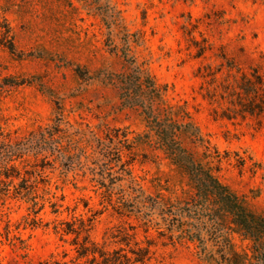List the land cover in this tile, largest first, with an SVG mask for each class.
<instances>
[{"label": "rangeland", "instance_id": "rangeland-1", "mask_svg": "<svg viewBox=\"0 0 264 264\" xmlns=\"http://www.w3.org/2000/svg\"><path fill=\"white\" fill-rule=\"evenodd\" d=\"M262 52L264 0H0V264H74L60 230L81 221L111 248L134 227L155 243L148 264H264V243L203 208L156 127L178 119L186 150L264 212V127L215 120L196 74ZM128 73L154 83L130 102L170 116L124 104Z\"/></svg>", "mask_w": 264, "mask_h": 264}, {"label": "trees", "instance_id": "trees-1", "mask_svg": "<svg viewBox=\"0 0 264 264\" xmlns=\"http://www.w3.org/2000/svg\"><path fill=\"white\" fill-rule=\"evenodd\" d=\"M206 50V47H201L197 56L201 57ZM222 56L226 58L225 55ZM228 60L229 71L236 68L232 74L220 75L222 69H215L211 64L204 63L198 67L196 74L202 79L199 94L208 102L210 114L215 120H229L233 124L248 123L260 130L264 127V52L260 54V60L249 68L237 65L232 59ZM121 82L124 104L130 102L129 92L133 86L137 88L138 95L135 99L139 101L143 98V91L154 89L152 81H144L132 73L126 74ZM153 93L159 96L156 89ZM130 107H140L144 114L156 118L157 122L165 120L171 114L164 106L151 110L143 103L130 102ZM172 120L176 122L178 119H170L167 125L156 126L159 130L158 145L176 162L181 172L188 176L190 185L196 190L195 194L204 199L203 208L210 216L234 224L235 231L246 236L254 245L264 243V212L258 213L249 208L243 197L223 183L209 167L203 166L192 152L186 150L183 142L178 140V134L186 132V129L179 130L178 127L171 126ZM188 124L191 123L187 122L185 126ZM195 132L200 134L198 129ZM31 200L38 209V201L33 198ZM67 225L60 232L74 234V258L71 260L74 264H148L153 257L152 246L155 243L139 240L134 227L116 226L109 235L111 243L115 245L111 248L107 241L102 243L92 236L91 224L81 221L69 222Z\"/></svg>", "mask_w": 264, "mask_h": 264}]
</instances>
